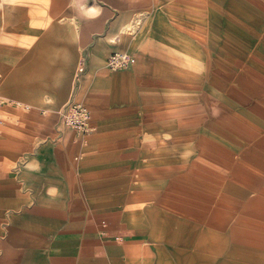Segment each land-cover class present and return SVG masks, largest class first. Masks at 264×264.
Here are the masks:
<instances>
[{"label":"crops","instance_id":"obj_1","mask_svg":"<svg viewBox=\"0 0 264 264\" xmlns=\"http://www.w3.org/2000/svg\"><path fill=\"white\" fill-rule=\"evenodd\" d=\"M88 3L74 102L89 112L88 132L58 115L59 126L35 129L14 173L0 152V264H264V0ZM137 20L138 37L121 43ZM119 50L135 64L111 71ZM2 78L3 90L30 92ZM201 87L203 143L181 147V114L195 119ZM180 150L219 151L220 174L211 161L203 175L181 173L152 154Z\"/></svg>","mask_w":264,"mask_h":264},{"label":"rangeland","instance_id":"obj_2","mask_svg":"<svg viewBox=\"0 0 264 264\" xmlns=\"http://www.w3.org/2000/svg\"><path fill=\"white\" fill-rule=\"evenodd\" d=\"M54 2L0 0V97L4 100L0 106V152L5 155L3 164L12 173L17 170L15 167L26 165L34 149L35 138H38L35 136V129L59 126L51 124L58 115L61 116L60 123L63 122L62 114L76 100L82 61L87 57L88 48L79 47V44L82 41L83 27L92 21L96 9L88 6V0H70L69 5L63 8ZM57 24L61 26V34L57 32L59 29L55 30ZM142 26L139 20L129 23L122 31L120 42L127 40L125 36L138 37ZM181 43L187 46L186 41ZM47 52L51 55L44 56ZM123 52L127 51H116ZM212 59L214 62V57ZM5 75L12 79L10 83L17 84L19 90L25 88L30 92L22 90L19 93L17 89L9 92L7 87L3 90L2 77ZM204 91L203 87L196 89V105L199 109L195 119L188 120L187 116L181 114V147L187 143H195L198 148L203 143ZM187 95V89H181V100L187 101ZM187 107V103H181L180 112L187 111ZM212 111H215L214 105ZM29 114H33L34 118L28 119L26 116ZM212 123L219 127V120H212ZM167 127L171 128L170 121ZM193 130L195 135L189 136ZM171 138V135L164 136L155 142H164L166 145L171 142ZM152 154L163 157L165 166L168 165L167 161L176 159L181 173L188 170V165H194L195 174L203 175L207 161H211L212 174H220L218 162L214 161L220 158L219 151L180 150ZM232 156L234 159L235 153ZM165 172L171 174V167L165 168ZM215 186L212 185L213 190ZM167 190L170 191L169 188Z\"/></svg>","mask_w":264,"mask_h":264},{"label":"built area","instance_id":"obj_3","mask_svg":"<svg viewBox=\"0 0 264 264\" xmlns=\"http://www.w3.org/2000/svg\"><path fill=\"white\" fill-rule=\"evenodd\" d=\"M135 58L127 53H113L107 62V68L111 71L120 72L130 69L135 64ZM4 100L0 97V106ZM63 125L66 129L86 133L89 128V112L81 104L73 103L62 114Z\"/></svg>","mask_w":264,"mask_h":264}]
</instances>
